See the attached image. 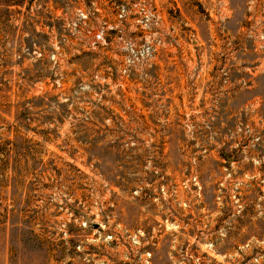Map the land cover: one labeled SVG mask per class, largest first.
Masks as SVG:
<instances>
[{
	"label": "rangeland",
	"instance_id": "1",
	"mask_svg": "<svg viewBox=\"0 0 264 264\" xmlns=\"http://www.w3.org/2000/svg\"><path fill=\"white\" fill-rule=\"evenodd\" d=\"M0 264H264V0H0Z\"/></svg>",
	"mask_w": 264,
	"mask_h": 264
},
{
	"label": "water",
	"instance_id": "2",
	"mask_svg": "<svg viewBox=\"0 0 264 264\" xmlns=\"http://www.w3.org/2000/svg\"><path fill=\"white\" fill-rule=\"evenodd\" d=\"M99 225L98 222H94V227H97Z\"/></svg>",
	"mask_w": 264,
	"mask_h": 264
}]
</instances>
